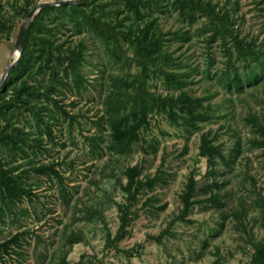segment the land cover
<instances>
[{
    "label": "rangeland",
    "instance_id": "rangeland-1",
    "mask_svg": "<svg viewBox=\"0 0 264 264\" xmlns=\"http://www.w3.org/2000/svg\"><path fill=\"white\" fill-rule=\"evenodd\" d=\"M200 1L223 20L195 12L191 21L170 0L144 1L140 22H135L125 0L92 2L88 9L110 22L111 29L73 24L56 10L44 15L46 25L52 26L49 43L61 44V52L82 41L83 81L76 87L65 70L67 62L56 53L46 66L49 43L35 46L31 40L28 67L14 72L12 81L6 86L4 81L0 89L2 105L16 88L29 86L21 88L22 100H13L14 106L5 115L0 113V126L7 119L29 135H39L43 123L38 124L31 108L43 104L56 109L50 98L75 117L70 124L54 110L52 140L41 133L43 146L28 150L27 157L8 153L7 158L0 144V159L16 167L14 172L32 188L30 200L24 197L12 213L0 216V264H58L61 259L69 264L80 260L85 264H247L254 252L250 240L264 243V130L249 120L254 113L264 124V74L257 79L250 76L258 67L248 53L239 54L236 45L241 41L254 51L264 49V0ZM23 3L0 0V77L23 22ZM130 22H134L132 30L151 23L145 40L154 33L158 49L172 59L164 63L165 58H159L150 66L147 90L158 96L176 95L178 89L159 69L183 72V89L200 100L205 118L197 127H186L152 111L138 130V141L117 151L106 146L111 130L97 119L113 84L119 87L120 78L132 82L141 72L135 44L139 35L129 41L122 34ZM14 58L15 54L11 61ZM94 134L105 141L92 153L86 136ZM202 134L225 157H215V173H207V157L199 154ZM257 139L263 143L254 142ZM41 164H55L61 184L54 176L48 179L31 170ZM134 166L139 168V179L157 175L161 179L140 187L131 200L123 187L126 170ZM190 180L192 191L186 186ZM187 192L195 203L186 209L181 195ZM124 212L128 221L119 231ZM71 232L80 239L65 246L64 235ZM14 235L17 241L10 242Z\"/></svg>",
    "mask_w": 264,
    "mask_h": 264
},
{
    "label": "trees",
    "instance_id": "trees-1",
    "mask_svg": "<svg viewBox=\"0 0 264 264\" xmlns=\"http://www.w3.org/2000/svg\"><path fill=\"white\" fill-rule=\"evenodd\" d=\"M96 0H77L74 4H62L54 7H45L42 8L38 13H36L31 21L29 22L23 37L22 43V55L19 60V63L9 72L7 78L5 79L4 86L8 85L12 81L11 75L15 73L22 72L28 67L29 62L32 59V52L30 53L29 44L31 40L34 41V45L38 46L37 43H40L39 46L47 45L49 43L48 38L51 37L52 26H47L45 23L44 15L50 13L53 10H56L63 15H65L68 20L72 21L76 25H88L87 27L95 29V27H100V25L109 27L110 22L106 19L102 20L101 15L94 16L92 10H89L90 4ZM128 4L129 12L135 14V22L141 19V7L146 6L143 2L146 0H125ZM171 5L177 9L179 14L182 17L189 18L191 21L195 18V12L205 13L208 12L213 16L214 19L222 21V17L217 18L209 4H202L200 0H170ZM140 2V4H139ZM36 3L34 0H24V3L20 7H24V17L29 12V10L35 6ZM115 12H117L115 10ZM226 16V15H225ZM228 18V14H227ZM147 25H144V28L140 30H132L131 26L134 22L128 23L127 29L123 32V36L129 41H132L133 35H139L136 37L135 44L138 46V50L141 54V59L139 60L141 66L140 74L134 78L132 82H127L126 80L119 79L120 85L114 86L113 84L112 91L106 95L104 103L105 110L100 118L97 121H105L110 132V138L108 139L107 147L112 150H127L131 147L132 144L138 141V130L143 126L145 118L152 111L163 112L166 116L175 124H181L186 127H197L199 120L205 118L203 107L198 98L191 97L183 89V72L173 71V70H160V73L165 77L167 83L174 88L178 89L176 95H166L158 96L152 94L147 90V80L150 77V66H155L156 61L159 58H165L164 63L171 62L166 50H159V40L158 37L153 33L151 38L146 41V37L149 32V26L151 23L145 22ZM120 24V23H118ZM116 24V25H118ZM101 26V27H102ZM113 26H110L111 29ZM12 27L7 29V32H11ZM238 41V40H236ZM52 42V41H50ZM237 49L240 50L239 54H242V51L248 53L251 56V59L255 62L258 70L251 71L250 76H253V79L260 78L264 74V49L257 51L252 50V46H244L240 41ZM246 49V50H245ZM48 55L46 56V66L48 62L52 60L54 53L57 54V58L66 61L65 70L72 74V79L75 82L76 87L79 88L81 85V75L79 74L80 69L84 61V45L80 41L74 47H68L67 49L61 52V44L53 46L52 43H49L47 46ZM231 54L230 50H228ZM249 76V77H250ZM248 77V76H247ZM238 78H236L237 81ZM3 87V86H2ZM25 87L23 84L21 87L16 88V90L11 95L9 100L4 99L2 105H0V113L5 115L6 111L14 106L15 101L13 100H22V89ZM131 88V90H129ZM3 99V96H0ZM51 102L55 103V108L57 112L63 115L64 118L69 120L71 124L75 117L69 114L67 110L62 107H58L56 100L51 99ZM36 107L31 108V112L35 117H39V123H43V128L39 129V135L31 136L25 132L22 128L14 125V122L10 120L6 122L5 125L0 126V144L3 148L7 150V158H9L8 153H11L12 156L24 154L27 157L28 150H34L35 147L42 145L41 133L47 134L49 140H52L51 137V121L55 117V111L49 109L43 104H36ZM127 105H129V110H127ZM201 109V110H199ZM42 111H44L48 117V120L45 121L42 118ZM251 123L256 121V125L259 129L264 130V124L258 119V117L252 113V119H249ZM10 132H7V131ZM48 140V141H49ZM91 152H96L100 148V144L104 142L102 136L89 135L86 136ZM213 141L208 139L206 135H201V143L199 146V154L201 156L207 157L208 170L207 173H215V163L217 157L219 160L225 159L222 151L212 143ZM254 142L263 143L260 139L255 140ZM43 146V145H42ZM6 160L4 158L0 159V216L4 214L5 211L10 213L13 212L15 204L21 201L24 197L31 199L32 188L25 185L22 181V178L19 173H15L16 167L7 166ZM138 166L128 168L126 170L127 182L123 187V192L131 200H135V195L137 190L140 187L144 186L146 183H154L157 179H161L158 175L153 179H148V176L143 179L138 178ZM37 174L45 175L48 179L53 176L58 178V182L61 184L62 178L60 173L55 169V164H41L38 167H31ZM27 173V172H26ZM191 180L188 185H186L188 190L192 191L190 188ZM60 192L61 199L66 203L67 198L64 196L63 191ZM182 204L187 209L191 205L192 200H190V193L187 192L181 195ZM261 204L264 207V198H261ZM122 223L120 224V230L122 231L127 224V217L124 212L123 216L120 218ZM67 236V237H66ZM18 235L13 236V240L10 242H15ZM66 237L64 245L77 243L79 241V234L77 232H71L69 235L65 234ZM250 245L254 248L253 254L250 256V260L247 264H264V243H256L250 240ZM1 246V245H0ZM58 264H69L65 260L61 259ZM74 264H85L82 260Z\"/></svg>",
    "mask_w": 264,
    "mask_h": 264
},
{
    "label": "water",
    "instance_id": "water-1",
    "mask_svg": "<svg viewBox=\"0 0 264 264\" xmlns=\"http://www.w3.org/2000/svg\"><path fill=\"white\" fill-rule=\"evenodd\" d=\"M75 0H55V1H42L38 2L35 6H33L29 12L25 15L23 18L22 25L18 31V34L15 38L14 45H13V54H15V58L11 61V58L13 54L9 57L7 65L5 69L3 70L1 77H0V89L3 86V83L11 69L14 68L19 63V60L22 55V43H23V37L25 30L31 21L32 17L38 13L42 8L45 7H54V6H59L62 4H74Z\"/></svg>",
    "mask_w": 264,
    "mask_h": 264
}]
</instances>
